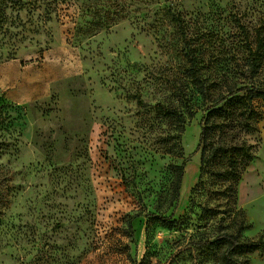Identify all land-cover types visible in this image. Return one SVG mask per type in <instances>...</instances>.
Segmentation results:
<instances>
[{
	"label": "rangeland",
	"instance_id": "1",
	"mask_svg": "<svg viewBox=\"0 0 264 264\" xmlns=\"http://www.w3.org/2000/svg\"><path fill=\"white\" fill-rule=\"evenodd\" d=\"M13 62L37 83L26 101L0 91V264H222L196 243L264 240V98L238 92L264 91V0H0V64ZM232 90L217 108L224 143L254 156L237 187L243 218L196 209L170 227L189 215L207 109Z\"/></svg>",
	"mask_w": 264,
	"mask_h": 264
},
{
	"label": "trees",
	"instance_id": "2",
	"mask_svg": "<svg viewBox=\"0 0 264 264\" xmlns=\"http://www.w3.org/2000/svg\"><path fill=\"white\" fill-rule=\"evenodd\" d=\"M169 19L180 29L184 27L182 17L175 15L171 9L169 10ZM259 41L261 42V40ZM188 55L191 57L189 53ZM191 61L193 60L191 59ZM193 71V83L200 88L203 97L208 98V93L202 80L199 78L196 70L193 69ZM241 91L250 92L253 99L264 98V91H257L248 87L238 92ZM238 92L229 91L227 97L222 98L207 109V115L201 124V134L197 147V152L201 154L200 179L191 191L189 215L181 221L170 222V227L182 224L185 220L191 221L190 213L194 214L196 209H203L204 216H202V219L206 220V222L220 215H224V217L231 220V225H237L241 222L243 211L237 208V187L243 173L253 161L254 156L245 148L239 151L238 149L230 148L224 143L222 132L224 126L223 123L220 124V121L225 116V110L224 107L217 108L218 105L226 99L234 97ZM135 99L139 101V105L157 110L159 114L167 119L173 120L177 118L182 130L186 127L187 121L185 115L176 109L161 103L155 105L146 104L139 96H136ZM175 145L176 148L182 151L179 142ZM188 162L189 160H185L181 166L175 167V178L171 192V201L174 205L180 199L185 167ZM211 203H213V206H211ZM196 245L208 250L216 249L221 251L222 264H248L247 255L264 252L263 239L257 241L242 240L239 233L228 231L220 232L214 236L213 240L199 241Z\"/></svg>",
	"mask_w": 264,
	"mask_h": 264
},
{
	"label": "crops",
	"instance_id": "3",
	"mask_svg": "<svg viewBox=\"0 0 264 264\" xmlns=\"http://www.w3.org/2000/svg\"><path fill=\"white\" fill-rule=\"evenodd\" d=\"M0 64V91L5 92V96L9 99L18 101H26L34 97L36 91L37 78L29 80L22 79V69L18 64ZM17 90L10 91V87ZM10 91V92H7Z\"/></svg>",
	"mask_w": 264,
	"mask_h": 264
}]
</instances>
